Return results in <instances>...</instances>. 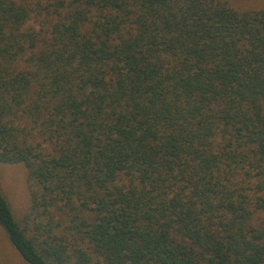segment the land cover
<instances>
[{
    "label": "trees",
    "instance_id": "obj_1",
    "mask_svg": "<svg viewBox=\"0 0 264 264\" xmlns=\"http://www.w3.org/2000/svg\"><path fill=\"white\" fill-rule=\"evenodd\" d=\"M0 163L25 264H264V0H0Z\"/></svg>",
    "mask_w": 264,
    "mask_h": 264
},
{
    "label": "rangeland",
    "instance_id": "obj_2",
    "mask_svg": "<svg viewBox=\"0 0 264 264\" xmlns=\"http://www.w3.org/2000/svg\"><path fill=\"white\" fill-rule=\"evenodd\" d=\"M0 188L15 217H21L28 206L25 168L20 164L4 165L0 163ZM0 264H25L8 243L1 229Z\"/></svg>",
    "mask_w": 264,
    "mask_h": 264
}]
</instances>
